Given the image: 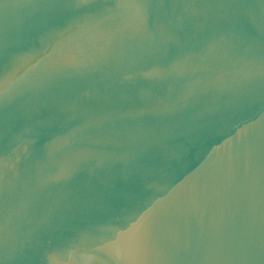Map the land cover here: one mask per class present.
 <instances>
[{
	"label": "water",
	"instance_id": "obj_1",
	"mask_svg": "<svg viewBox=\"0 0 264 264\" xmlns=\"http://www.w3.org/2000/svg\"><path fill=\"white\" fill-rule=\"evenodd\" d=\"M0 264H264V0H0Z\"/></svg>",
	"mask_w": 264,
	"mask_h": 264
}]
</instances>
